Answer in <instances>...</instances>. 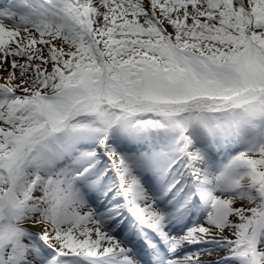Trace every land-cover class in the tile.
I'll return each instance as SVG.
<instances>
[{
  "label": "snow or ice",
  "instance_id": "obj_1",
  "mask_svg": "<svg viewBox=\"0 0 264 264\" xmlns=\"http://www.w3.org/2000/svg\"><path fill=\"white\" fill-rule=\"evenodd\" d=\"M0 264H264V0H0Z\"/></svg>",
  "mask_w": 264,
  "mask_h": 264
},
{
  "label": "bare ground",
  "instance_id": "obj_2",
  "mask_svg": "<svg viewBox=\"0 0 264 264\" xmlns=\"http://www.w3.org/2000/svg\"><path fill=\"white\" fill-rule=\"evenodd\" d=\"M213 259H215V257H213Z\"/></svg>",
  "mask_w": 264,
  "mask_h": 264
}]
</instances>
